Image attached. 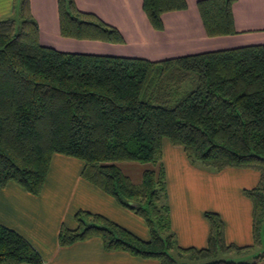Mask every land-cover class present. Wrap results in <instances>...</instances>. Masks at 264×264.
<instances>
[{"label":"trees","instance_id":"1","mask_svg":"<svg viewBox=\"0 0 264 264\" xmlns=\"http://www.w3.org/2000/svg\"><path fill=\"white\" fill-rule=\"evenodd\" d=\"M237 0H198L209 37L233 35ZM154 29L164 30L163 14L186 10L187 0H143ZM64 37L124 43L121 30L75 0H58ZM19 18L0 19V187L18 183L40 195L55 154L83 162L84 179L142 217L145 240L107 216L84 209L76 227L63 224L61 246L99 237L106 251H124L159 264H179L171 253L190 254L203 264H259L220 258L264 248V44L187 54L161 60L66 52L40 40L30 0ZM183 147L191 163L219 172L251 169L258 183L245 194L253 203V242L226 238L225 222L206 211L207 245L182 247L172 230L165 200L163 141ZM154 162L141 183L117 165ZM42 255L17 230L0 223V264H37ZM190 264V263H182Z\"/></svg>","mask_w":264,"mask_h":264},{"label":"crops","instance_id":"2","mask_svg":"<svg viewBox=\"0 0 264 264\" xmlns=\"http://www.w3.org/2000/svg\"><path fill=\"white\" fill-rule=\"evenodd\" d=\"M21 1L0 0V19L18 18ZM187 1L186 10L163 14L164 30L159 31L145 14L143 0H75L81 10L96 13L118 27L124 43L64 37L60 32L58 0H30V5L39 24L42 44L66 52L161 60L256 45L255 38L264 37V0H237L233 11L238 32L217 37L206 34L198 0ZM162 164L171 226L182 247L207 245L210 224L205 212L209 210L222 216L229 242L239 245L253 242V203L244 191L258 183L257 171L243 168L209 171L191 163L183 147L169 139L163 141ZM117 165L137 184L141 183L144 170L152 168L137 161H121ZM159 166L155 165V169ZM82 168L81 160L55 154L40 195L29 193L16 182L0 187V223L17 230L33 244L43 257L37 264H159L156 259H144L124 251L108 252L99 237L71 246L60 245L61 226L75 228V214L80 209L101 213L142 239L150 237L145 220L84 179ZM259 264H264V260Z\"/></svg>","mask_w":264,"mask_h":264},{"label":"rangeland","instance_id":"3","mask_svg":"<svg viewBox=\"0 0 264 264\" xmlns=\"http://www.w3.org/2000/svg\"><path fill=\"white\" fill-rule=\"evenodd\" d=\"M242 11L244 13L245 12V8H242ZM252 11H254V10H252ZM237 14H238V16L240 15L239 10H237ZM249 15H252V12ZM260 36L261 35H258V37L255 38L256 39L255 41H257V43L255 42V44L264 43V37H260ZM140 164H147V163L140 162ZM148 164L151 165L152 168H155L154 162H149ZM167 198H168V186H167V189H166L165 200H167ZM263 250H264V248L262 246H257V247L251 248L250 250L244 252L243 254L221 253L219 257L220 258H224V259H230V260L234 259L236 261H253L254 258L257 255H259ZM171 253L177 258V260L179 261V264H182V263L203 264L204 263L203 261H198L195 258H192V256L190 254L181 256L180 252L177 249L172 250Z\"/></svg>","mask_w":264,"mask_h":264}]
</instances>
